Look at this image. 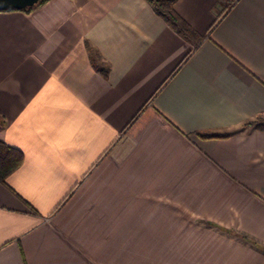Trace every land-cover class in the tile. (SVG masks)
<instances>
[{"label":"crops","instance_id":"1","mask_svg":"<svg viewBox=\"0 0 264 264\" xmlns=\"http://www.w3.org/2000/svg\"><path fill=\"white\" fill-rule=\"evenodd\" d=\"M174 8L0 11V264H264V0Z\"/></svg>","mask_w":264,"mask_h":264},{"label":"trees","instance_id":"2","mask_svg":"<svg viewBox=\"0 0 264 264\" xmlns=\"http://www.w3.org/2000/svg\"><path fill=\"white\" fill-rule=\"evenodd\" d=\"M49 0H40L39 3L24 11H32L45 4ZM150 3L163 15L173 28L179 31L184 37L195 43L197 47L203 36L199 34L179 13L175 10L174 4L177 0H149ZM162 8V9H161ZM90 56L93 65L105 76L108 77L110 67L108 62L92 44L88 43ZM256 128L264 129V121L247 123ZM24 162V154L18 148L0 140V181L7 184V177L17 170Z\"/></svg>","mask_w":264,"mask_h":264},{"label":"water","instance_id":"3","mask_svg":"<svg viewBox=\"0 0 264 264\" xmlns=\"http://www.w3.org/2000/svg\"><path fill=\"white\" fill-rule=\"evenodd\" d=\"M40 0H0V11L24 10L39 3Z\"/></svg>","mask_w":264,"mask_h":264},{"label":"rangeland","instance_id":"4","mask_svg":"<svg viewBox=\"0 0 264 264\" xmlns=\"http://www.w3.org/2000/svg\"><path fill=\"white\" fill-rule=\"evenodd\" d=\"M162 9V8H161Z\"/></svg>","mask_w":264,"mask_h":264}]
</instances>
